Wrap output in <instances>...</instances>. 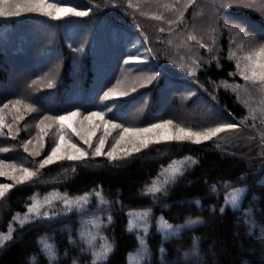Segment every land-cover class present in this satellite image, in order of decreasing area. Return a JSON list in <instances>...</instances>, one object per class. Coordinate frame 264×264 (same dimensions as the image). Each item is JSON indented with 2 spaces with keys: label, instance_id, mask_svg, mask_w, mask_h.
Returning a JSON list of instances; mask_svg holds the SVG:
<instances>
[{
  "label": "trees",
  "instance_id": "16d2710c",
  "mask_svg": "<svg viewBox=\"0 0 264 264\" xmlns=\"http://www.w3.org/2000/svg\"><path fill=\"white\" fill-rule=\"evenodd\" d=\"M71 1L76 9L88 12L79 24H87V18L111 17L112 22L104 26L116 34L105 41L104 52L121 59L122 41H126L122 35H137L115 18L124 16L127 2ZM235 14L264 23L248 10ZM37 22L35 14L0 19L1 25H11L10 30L19 27L20 45L24 46L0 48V104L3 85L10 82L16 69L15 55L28 56L23 68L28 73L37 61H50L54 52L62 57L61 81L36 93L35 102L57 113L93 108L96 73L100 75L107 67L113 74L112 64L100 65L88 44L80 69L85 89L75 92L73 98L65 96L77 78L76 24L72 20L65 28L68 36L62 33L55 45L49 42L51 50L39 53L41 46L49 45L46 37L29 45L30 29H38L33 26ZM41 32L50 34L44 26ZM32 50H37L34 55ZM150 65L160 70L159 80L129 98L126 102L133 104L121 106L112 117H125L147 92H152L153 101L147 118L156 117L169 75L179 84L185 78L196 82L195 98L201 94L208 97L228 117H248V108L238 96L243 81L225 39L218 57L208 63L172 66L157 53ZM23 135L13 139L16 147L9 155L17 153L29 167H39L33 168L35 176L12 186L0 200V264H264V138L256 135L253 145L236 142L232 149L213 139L199 144L155 142L124 160L91 153L40 167L36 160L46 158L49 144L39 157H33L24 149ZM188 252L196 254L194 260L182 257Z\"/></svg>",
  "mask_w": 264,
  "mask_h": 264
},
{
  "label": "rangeland",
  "instance_id": "374dc122",
  "mask_svg": "<svg viewBox=\"0 0 264 264\" xmlns=\"http://www.w3.org/2000/svg\"><path fill=\"white\" fill-rule=\"evenodd\" d=\"M124 1L127 2L128 9L124 10L123 17H120L119 14L115 18L118 22L125 23L123 27L129 28L137 35L133 36L132 33L122 35V40H126L122 41L124 53L123 56L117 55L122 56L121 59L115 60L116 56L112 53L104 52L105 41L108 42L110 36L116 34L104 26L111 17L106 19L87 18V24L82 25L79 24L82 21L81 16L69 14L60 19H54L56 9L47 8V5L56 4L59 7L76 9L71 0H44L45 11H28L29 8L35 6L29 0H0V9L13 13L11 16H0V19H13L20 15L35 14L38 26L35 24L33 26L38 29H30L31 39L28 40L29 45L32 46L39 44L43 37H46L47 45L49 42L52 46L55 45V40L62 33L64 36H68L65 28L72 25V20L75 22L78 45L74 50V64L77 78L73 85L68 87L65 96L73 98L72 95L75 92L81 93L85 89L80 69L82 60L86 56L84 48L88 44L92 47L94 57L101 61L100 65L109 62L112 64L111 68L114 69L113 74H110L107 67L103 68L100 75L96 73L98 81L93 87L96 90V94L93 96L97 100L92 98V101L96 102L93 108H76L57 113L36 103L34 97L41 90L54 88L60 83L61 54L53 52L54 56L50 61L45 63L37 61L35 69L28 73L23 71L27 55H15L16 69L12 70L10 82L3 85L4 99L0 104V110H2L0 117L3 118L4 125L0 127V169L7 173L5 176H0V184L14 186L18 183L14 182L12 176L17 178L23 176L22 169L25 168L36 173L33 168L39 167V164L36 167H29L27 160L24 157H19L17 153L13 157L9 155L16 147V142L13 139L18 138L23 132L24 149L26 145L27 152L33 157H39L49 144L48 154L45 156L47 157L58 142L60 144L58 154L63 158L54 160V162L68 159V156H80L81 153L72 148V144L87 154L81 158L91 156V153H95L101 137L105 140L101 152L108 155L112 146L119 139L123 128H147L163 121L173 122L170 126L172 131L179 127L194 132H203L209 128L234 124L235 128L226 129L211 138L214 142L223 144L230 149L234 148L237 143L244 144L245 141L248 145H253L256 135L264 138V79H261L264 75V68H261V65H264V53L260 51L261 48H264V23L260 24L246 16L235 14L248 10L258 14L264 21V0ZM48 11L52 12V16L47 15ZM17 12L20 14L16 15ZM125 20L131 26H128ZM43 26L49 29V36L41 32ZM10 27L11 25L8 24H0V48L6 47V45L17 46V48L24 47L20 45L19 27H16L15 30H10ZM141 30L143 33L139 32ZM130 34L132 37L129 36ZM223 39L228 42L229 57L235 61L237 73L243 81L238 89V96L239 100L248 108L246 119L235 120L233 117H228L217 104H212L211 99L202 94L195 98V94H197V89L194 87L197 86L196 82L182 78L185 85L184 83L179 84L177 78L171 77V75L168 76L170 79H167V83L164 84L161 106L156 117L147 118V113L153 104L152 92L141 95L138 105L125 117L115 119L111 116L121 106L126 104L131 106L133 102H126L129 98L152 87L159 80L160 70L150 65L154 54L158 53L172 66H187L189 63L196 64L198 62L208 63L211 59L218 57ZM52 46L44 47L43 45L40 48L41 51L38 52L41 53L46 49L51 50ZM37 50H32V55ZM32 55H29V58ZM130 57L138 58L139 62H131ZM42 67L44 68L42 69ZM79 73L81 74L78 75ZM245 76H248L249 79L246 80ZM149 77H155V79L148 82ZM105 93H108V97H105ZM6 104L7 108L4 107ZM29 108L32 110L30 111ZM70 112H77L78 115L65 121L64 127L61 128L55 117L67 115ZM93 112L104 113L103 119L98 117H93L90 121L84 119L85 116ZM44 117H48V119L45 120ZM42 120L43 124L40 123ZM113 124L119 125V127L113 128ZM73 129L85 138L91 136L89 142L85 143L81 140L80 136L73 132ZM165 131L155 130L152 133L143 134L127 133L116 146L115 155L124 157L125 150L130 151L133 147H140V138L155 141L158 136L162 137ZM238 133L242 136L238 137ZM153 143L155 142L149 143V145ZM127 157L116 160H124ZM45 159L36 161L40 163ZM194 256H196L194 252L182 254L186 260H194Z\"/></svg>",
  "mask_w": 264,
  "mask_h": 264
},
{
  "label": "snow or ice",
  "instance_id": "6c2138e0",
  "mask_svg": "<svg viewBox=\"0 0 264 264\" xmlns=\"http://www.w3.org/2000/svg\"><path fill=\"white\" fill-rule=\"evenodd\" d=\"M30 3H34L35 6L32 8H29L28 11H45V5H44V0H29ZM47 8H55L56 9V15L53 17L54 19H60L63 16L69 15V14H74L76 16H85L88 13L85 11H77L74 8H65V7H59L56 4H50L47 5ZM16 15H19L20 13L17 12L15 13ZM13 15L12 12L4 11L3 9H0V16H11ZM47 15L52 16V12L48 11ZM194 39V37H192ZM260 51L264 53V48H261ZM129 60L131 62H139L138 58H132L130 57ZM261 68H264V65H261ZM255 75V73H253ZM246 80L249 79L248 76L244 77ZM152 79H155V77H149L148 82H151ZM261 79H264V75H262ZM105 97H108V93H105ZM19 103V102H17ZM5 108L8 107V105H4ZM27 107V106H26ZM31 111L32 109L29 108ZM2 111V110H0ZM77 112H70L67 115L63 116H58L55 117V120L60 123L61 128L64 127V122L71 120L72 117L77 116ZM93 117H98L100 119H103L104 113L100 112H93L89 113L87 116L84 117L85 120H92ZM44 119H48V117H44ZM43 124V120L40 122ZM173 124L172 121H163L162 123L159 124H153L150 125L147 128H141V129H129V128H123L120 134L119 139H117L116 143L112 146V150L109 151L108 156L111 159H117V158H124L127 156H130L133 152H139L141 151V148H147L149 143L152 142H161L163 141H177V142H183V141H190L192 143H201L203 141L210 140L212 137L216 136L218 133L225 131L226 129H233L236 127L234 124H228V125H223L215 128H209L204 130L203 132H194L191 131L190 129H185V128H177L175 131H172L170 129V126ZM3 118L0 117V127H3ZM71 127V125H69ZM113 128L119 127V125H112ZM155 130H166L164 135L162 137L158 136L155 141L147 139V138H140L139 139V144L140 147H133L130 151L125 150L124 151V157H117L115 155L116 152V146L120 143V140L124 139L125 134L127 133H133V134H143V133H152ZM73 132L76 133V135L80 136V139L83 140L85 143H88L89 140L91 139V136H88L85 138L84 136H81L79 132H76L75 129H73ZM105 143V140L103 137L100 139V143L96 148V151L94 155H101V147ZM72 148L76 149L77 152H80V156H68V159H80L83 156H86V153H83L75 144L71 145ZM60 149V144L57 142L56 146L51 149L50 154L46 157L45 160H43L40 164V167H44L46 164H51L54 162V160L57 159H62L63 157L58 154V150ZM25 150L27 151V146L25 145ZM24 175L17 178L16 176H12L11 178L14 180L15 183H24L26 181H29L33 176L36 175L35 172L30 171L29 169H22ZM7 175L6 172H4L2 169H0V176H5ZM13 185L11 184H0V198H3L6 194V191L11 189ZM155 190V189H153ZM31 211V209H30ZM24 221H20L21 224H23ZM170 227V226H169ZM10 237H4V239H8Z\"/></svg>",
  "mask_w": 264,
  "mask_h": 264
}]
</instances>
